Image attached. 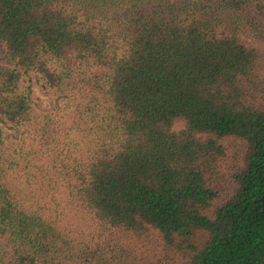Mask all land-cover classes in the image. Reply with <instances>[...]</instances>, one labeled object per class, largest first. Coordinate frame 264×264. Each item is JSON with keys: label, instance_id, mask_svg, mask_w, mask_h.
<instances>
[{"label": "trees", "instance_id": "obj_1", "mask_svg": "<svg viewBox=\"0 0 264 264\" xmlns=\"http://www.w3.org/2000/svg\"><path fill=\"white\" fill-rule=\"evenodd\" d=\"M0 39V264H264V0H0Z\"/></svg>", "mask_w": 264, "mask_h": 264}, {"label": "rangeland", "instance_id": "obj_2", "mask_svg": "<svg viewBox=\"0 0 264 264\" xmlns=\"http://www.w3.org/2000/svg\"><path fill=\"white\" fill-rule=\"evenodd\" d=\"M1 51H2V41L0 39V62L5 63L4 60L1 58ZM31 75H32V81H31V94L30 95L36 105H38L42 109H52V108H55L57 103L61 104L59 103V101H62V100H59L58 102H56L54 97L50 93L44 91L39 85V83L36 82V80L33 77V73H31ZM181 127H182V122L180 121L174 122L173 129H179ZM9 133H10V130L6 127H3V135L7 136Z\"/></svg>", "mask_w": 264, "mask_h": 264}]
</instances>
